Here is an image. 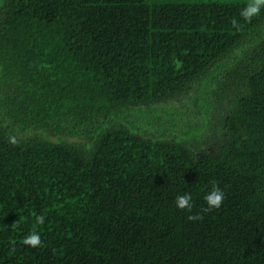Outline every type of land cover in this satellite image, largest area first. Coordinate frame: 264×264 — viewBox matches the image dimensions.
Masks as SVG:
<instances>
[{
  "label": "trees",
  "instance_id": "obj_1",
  "mask_svg": "<svg viewBox=\"0 0 264 264\" xmlns=\"http://www.w3.org/2000/svg\"><path fill=\"white\" fill-rule=\"evenodd\" d=\"M245 5L0 0V264H264V10ZM213 181L222 205L188 220Z\"/></svg>",
  "mask_w": 264,
  "mask_h": 264
},
{
  "label": "clouds",
  "instance_id": "obj_2",
  "mask_svg": "<svg viewBox=\"0 0 264 264\" xmlns=\"http://www.w3.org/2000/svg\"><path fill=\"white\" fill-rule=\"evenodd\" d=\"M262 10H264V0H248L246 5L240 11V17L247 22L253 17L258 16ZM231 23L234 28L240 27L239 21L236 19H232ZM9 142L15 144L16 140L14 137H9ZM211 184L212 186L210 190L206 192L203 197L206 207L201 208L200 211L195 214L188 215V220H202L204 218L203 213H207L214 208H219L222 205L225 199L223 189L220 188L215 181L211 182ZM175 204L177 208L187 210L191 213L194 207L191 193L185 192L181 195H177L175 197ZM44 221V215L40 214L35 216V224L33 225L32 230L22 240L24 245L33 248L42 246L43 242L40 233L36 230V226L42 225Z\"/></svg>",
  "mask_w": 264,
  "mask_h": 264
},
{
  "label": "rangeland",
  "instance_id": "obj_3",
  "mask_svg": "<svg viewBox=\"0 0 264 264\" xmlns=\"http://www.w3.org/2000/svg\"><path fill=\"white\" fill-rule=\"evenodd\" d=\"M192 3H206V2H248V0H186Z\"/></svg>",
  "mask_w": 264,
  "mask_h": 264
}]
</instances>
